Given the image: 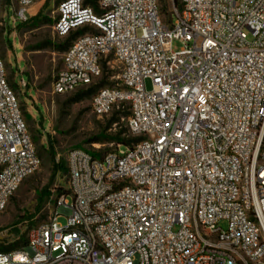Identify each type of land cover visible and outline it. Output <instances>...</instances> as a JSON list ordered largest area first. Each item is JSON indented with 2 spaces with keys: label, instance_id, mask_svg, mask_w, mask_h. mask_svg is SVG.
I'll return each mask as SVG.
<instances>
[{
  "label": "built area",
  "instance_id": "1",
  "mask_svg": "<svg viewBox=\"0 0 264 264\" xmlns=\"http://www.w3.org/2000/svg\"><path fill=\"white\" fill-rule=\"evenodd\" d=\"M40 1L0 0V26L10 7L16 28ZM178 1L166 21L159 0L58 4V37L88 31L64 52L53 94L106 70L92 110L126 109L128 142L71 150L70 192L0 264H264V0ZM40 166L0 55V213Z\"/></svg>",
  "mask_w": 264,
  "mask_h": 264
},
{
  "label": "rangeland",
  "instance_id": "2",
  "mask_svg": "<svg viewBox=\"0 0 264 264\" xmlns=\"http://www.w3.org/2000/svg\"><path fill=\"white\" fill-rule=\"evenodd\" d=\"M11 0H5L7 4ZM62 0H42L31 11L36 20L13 24L17 16L12 7L7 10L5 27L0 26V55L5 62L7 79L28 125L41 159L40 169L29 176L9 200L5 212L0 213V247L21 245V238L28 235L37 222L46 220L54 209L58 194L69 191L67 156L73 149L94 152L93 144L101 153L116 147V137L126 138L125 115L97 116L92 110V96L101 82L110 84V73L106 70L97 79L98 85L79 89L67 94H53L54 77L62 69L66 37H58L53 26L57 17V6ZM162 18L169 20L173 6L178 0H159ZM16 34L14 38L13 35ZM183 47L173 40L172 50ZM24 80L26 86L18 83ZM148 91L153 89L150 79L145 81ZM92 90L78 98L82 91ZM126 111V109L124 110ZM113 118H117L113 121ZM124 118V119H123ZM126 149V146H121ZM63 194V193H62ZM72 203V198L68 197ZM59 223L65 225L67 216L62 214ZM219 226L227 229V223Z\"/></svg>",
  "mask_w": 264,
  "mask_h": 264
},
{
  "label": "trees",
  "instance_id": "3",
  "mask_svg": "<svg viewBox=\"0 0 264 264\" xmlns=\"http://www.w3.org/2000/svg\"><path fill=\"white\" fill-rule=\"evenodd\" d=\"M60 3V2H59ZM85 4L87 5H94L95 4V0H85ZM30 20H36L38 19V16H32L29 18ZM86 31H88V28L85 27V28H82V29H79L73 33H71L69 36H67L66 38V41L63 45H60L58 46V50L59 51H66L68 49V47L71 45L72 41L79 35L85 33ZM105 82H101L99 85H104ZM92 92V90H87V91H82L78 94V98L79 97H82L84 95H88ZM121 114H124L125 116H128V112L127 111H123V112H114V115L118 116V115H121ZM117 118H113V121L116 120ZM126 132V131H125ZM124 132V133H125ZM123 132H119V134H117L118 137H116V140H117V143H127L128 140L126 138H121L119 136H121ZM109 152V151H108ZM106 153V152H105ZM64 193V192H62ZM62 193H59L58 196H60ZM21 245H18V244H15V245H10V246H5V247H0V251L2 252H7V251H11V250H14V249H18V248H21L23 246H25L27 244V235L26 236H23L21 238Z\"/></svg>",
  "mask_w": 264,
  "mask_h": 264
},
{
  "label": "crops",
  "instance_id": "4",
  "mask_svg": "<svg viewBox=\"0 0 264 264\" xmlns=\"http://www.w3.org/2000/svg\"><path fill=\"white\" fill-rule=\"evenodd\" d=\"M35 7V6H34Z\"/></svg>",
  "mask_w": 264,
  "mask_h": 264
}]
</instances>
